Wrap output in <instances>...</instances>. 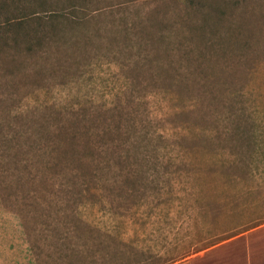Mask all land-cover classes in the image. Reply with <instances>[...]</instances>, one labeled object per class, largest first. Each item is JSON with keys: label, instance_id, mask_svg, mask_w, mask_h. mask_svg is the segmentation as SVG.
Returning <instances> with one entry per match:
<instances>
[{"label": "rangeland", "instance_id": "rangeland-1", "mask_svg": "<svg viewBox=\"0 0 264 264\" xmlns=\"http://www.w3.org/2000/svg\"><path fill=\"white\" fill-rule=\"evenodd\" d=\"M25 14L0 262L22 233L35 264H264V0H0Z\"/></svg>", "mask_w": 264, "mask_h": 264}, {"label": "trees", "instance_id": "trees-1", "mask_svg": "<svg viewBox=\"0 0 264 264\" xmlns=\"http://www.w3.org/2000/svg\"><path fill=\"white\" fill-rule=\"evenodd\" d=\"M63 14V16H66L68 13L66 12V13H62ZM24 16H26V14L25 15H22L21 17H18V18H13V17H6V19L2 22V23H0V39H2V38H4V36H3V33H6V34H8V32L14 27V26H21L22 24H24V22H25V17ZM26 22H28V21H26ZM194 156H191V155H189V156H185V154H182V156H179L178 158H177V161H179V162H190V161H192V160H196V158H193Z\"/></svg>", "mask_w": 264, "mask_h": 264}, {"label": "crops", "instance_id": "crops-1", "mask_svg": "<svg viewBox=\"0 0 264 264\" xmlns=\"http://www.w3.org/2000/svg\"><path fill=\"white\" fill-rule=\"evenodd\" d=\"M19 235V233H18ZM1 242V241H0ZM13 250H19L24 252V256L18 257L17 261H11L10 264H35L32 259L30 258V255L28 254V249H27V241L24 240L23 234L20 233V236L18 239L15 240L14 246H12ZM6 249L4 243L0 245V251H4ZM0 264H6L4 261L0 262Z\"/></svg>", "mask_w": 264, "mask_h": 264}]
</instances>
